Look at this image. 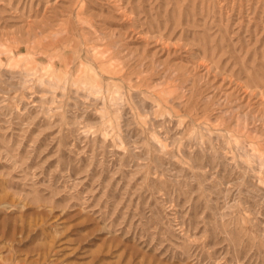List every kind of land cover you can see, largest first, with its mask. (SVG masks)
Segmentation results:
<instances>
[{"label":"rangeland","instance_id":"obj_1","mask_svg":"<svg viewBox=\"0 0 264 264\" xmlns=\"http://www.w3.org/2000/svg\"><path fill=\"white\" fill-rule=\"evenodd\" d=\"M0 264H264V0H0Z\"/></svg>","mask_w":264,"mask_h":264}]
</instances>
